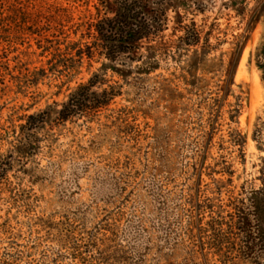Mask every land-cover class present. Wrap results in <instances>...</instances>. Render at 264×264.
I'll use <instances>...</instances> for the list:
<instances>
[{"label": "rangeland", "instance_id": "374dc122", "mask_svg": "<svg viewBox=\"0 0 264 264\" xmlns=\"http://www.w3.org/2000/svg\"><path fill=\"white\" fill-rule=\"evenodd\" d=\"M100 4L0 0V264H264V0H170L126 67L87 55Z\"/></svg>", "mask_w": 264, "mask_h": 264}, {"label": "trees", "instance_id": "16d2710c", "mask_svg": "<svg viewBox=\"0 0 264 264\" xmlns=\"http://www.w3.org/2000/svg\"><path fill=\"white\" fill-rule=\"evenodd\" d=\"M169 2L170 0H101V9L94 26L95 41L88 48V57L92 58L97 53L111 64L122 67H126L129 62L140 61L138 53L167 29ZM185 40L189 46L200 42L195 31L192 34L187 32ZM98 85L99 76L80 85L63 106L58 120L66 123L95 115L119 95L113 88L98 93L95 91ZM46 121V113L32 115L21 130L25 135H31L44 126ZM6 173V168L1 164L0 182Z\"/></svg>", "mask_w": 264, "mask_h": 264}]
</instances>
